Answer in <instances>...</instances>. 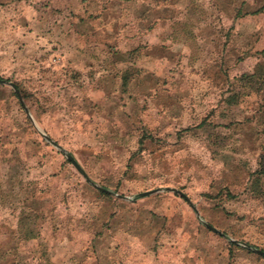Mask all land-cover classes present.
<instances>
[{
  "label": "rangeland",
  "instance_id": "374dc122",
  "mask_svg": "<svg viewBox=\"0 0 264 264\" xmlns=\"http://www.w3.org/2000/svg\"><path fill=\"white\" fill-rule=\"evenodd\" d=\"M0 80V264H264V0H0Z\"/></svg>",
  "mask_w": 264,
  "mask_h": 264
},
{
  "label": "water",
  "instance_id": "95a60500",
  "mask_svg": "<svg viewBox=\"0 0 264 264\" xmlns=\"http://www.w3.org/2000/svg\"><path fill=\"white\" fill-rule=\"evenodd\" d=\"M0 86H8L10 87L14 93L17 95L18 97V100L21 104V106L23 107L26 115L29 116L30 120L32 121V123L34 124L32 118L30 117L29 115V112L28 110L25 108L23 102H22V99L20 97V93L19 91L16 89L15 85L11 82H8L6 80H0ZM38 132L39 133H42L38 128H37ZM42 137L45 139V141L47 143H49L50 145L54 146L56 149H58L65 157V159L74 167V169L87 181V182H90L89 181V178L87 177L86 173L82 170V168L79 166V164L75 161V159L70 156L69 154H67L64 150H62L56 143H54L49 137H47L46 135L42 134ZM94 187H96V189L100 190V191H103V192H107L105 189L97 186V185H94ZM160 192H170V193H173V194H176L180 197H182L183 199H185V201L188 203L189 207L194 211V213L196 215H198V212L196 210V208L193 206V204L188 200L187 197H185L180 191L178 190H175V189H165V190H154V191H150V192H146V193H142L140 195H138L140 198L142 197H147V196H150V195H154V194H157V193H160ZM205 227L211 231L212 233L218 235V236H223V234L221 232H219L218 230L214 229L213 227L209 226V225H205ZM253 252L255 254H257L258 256L260 257H264V252L261 251V250H253Z\"/></svg>",
  "mask_w": 264,
  "mask_h": 264
},
{
  "label": "crops",
  "instance_id": "0c3cea01",
  "mask_svg": "<svg viewBox=\"0 0 264 264\" xmlns=\"http://www.w3.org/2000/svg\"><path fill=\"white\" fill-rule=\"evenodd\" d=\"M37 18L35 17V20H36ZM38 19H41V18H38ZM76 53L77 54H80L81 56H83L84 55V52L83 51H80V50H76Z\"/></svg>",
  "mask_w": 264,
  "mask_h": 264
},
{
  "label": "trees",
  "instance_id": "16d2710c",
  "mask_svg": "<svg viewBox=\"0 0 264 264\" xmlns=\"http://www.w3.org/2000/svg\"><path fill=\"white\" fill-rule=\"evenodd\" d=\"M233 104V103H232Z\"/></svg>",
  "mask_w": 264,
  "mask_h": 264
}]
</instances>
